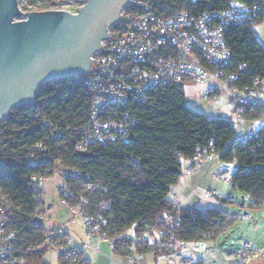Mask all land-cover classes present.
Returning a JSON list of instances; mask_svg holds the SVG:
<instances>
[{
    "label": "trees",
    "instance_id": "trees-1",
    "mask_svg": "<svg viewBox=\"0 0 264 264\" xmlns=\"http://www.w3.org/2000/svg\"><path fill=\"white\" fill-rule=\"evenodd\" d=\"M175 1L179 4L183 0ZM256 3L264 0H196L191 10L212 12ZM263 20V14L247 16L225 30L229 60L213 69L236 75L229 81L240 89L264 77V46L255 32V26ZM82 78L70 74L41 85L36 104L45 107L40 116L25 104L9 111L0 122V190L13 203L18 217L14 226L21 237L18 255L28 259L29 264H47L44 226L36 220L41 207L33 199L30 177L42 172L50 178L59 171L56 168L54 172L56 158H61L62 165L68 168L63 178L72 194L69 205L80 206L84 214L99 224L98 235L110 240L118 255L148 251L170 254L158 240L159 231H165L161 240L166 233L173 232L190 247L196 246L199 239L217 241L237 221L230 219L233 214L223 206L181 208L169 196L186 176L184 164L188 163L193 171L199 165L194 160L196 153L206 147L214 154L207 162L219 158L224 163H234V172L224 177H229L232 189L249 197V207H264V128L248 138H238L230 119L211 118L187 105V82L181 81L158 87L148 95L147 102L130 106L136 123L126 141L94 144L87 151L90 156L81 155L84 151L76 150L74 144L81 133L74 130L86 123L91 102V91ZM241 118L264 119V105L246 106ZM50 132L62 133L63 140L48 142V151L34 154L32 164V148ZM232 198L223 202L234 203ZM147 231L154 240H139ZM59 261L90 264L82 255L76 261L59 256Z\"/></svg>",
    "mask_w": 264,
    "mask_h": 264
},
{
    "label": "built area",
    "instance_id": "built-area-1",
    "mask_svg": "<svg viewBox=\"0 0 264 264\" xmlns=\"http://www.w3.org/2000/svg\"><path fill=\"white\" fill-rule=\"evenodd\" d=\"M85 1L25 0L24 4L28 7V12L55 9L76 13ZM195 1L183 0L178 4L175 0H131L123 8L120 20L108 29L107 39L103 40L100 50L92 55L90 71L82 75L84 85L91 91V102L86 123L80 130H74L81 133L79 139H73L76 150L87 152L94 144L126 141L136 123L132 119L130 106L147 102L152 91L172 83H204L201 92L203 98L216 104L221 101L222 93L216 83L210 80L215 78L223 81L230 95L232 115L236 118L243 116L246 106L264 105V77H259L253 85L240 89L229 81L237 78L236 75H225L223 71L213 69L215 65L229 60L224 36L227 27L247 16L264 15V3L196 13L191 10ZM26 105L37 116H40L45 107L38 106L36 100L34 104ZM59 138L63 140L62 133L56 135L50 132L44 140L38 141L31 150L30 162L34 164V154L45 153L49 149L48 142ZM213 158L212 150L206 147L196 153L194 160L200 165ZM62 162L61 158L54 161V172L59 168L61 178L68 171ZM191 171L190 165L185 163L183 173L190 175ZM48 179L42 172L33 173L30 177L33 199L41 208L45 204L43 186ZM223 181L229 183L230 179L224 177ZM90 188L88 185L87 189ZM58 190L60 204L83 218L87 239L103 238L97 233L100 229L98 223L84 214L80 206L69 205L68 198L72 194L64 178ZM208 194L210 191L206 193ZM248 217L246 214H233L230 219L243 221ZM17 219L10 197L0 190V264H29L27 259L18 255L17 246L21 237L14 226ZM164 232H158V240L161 246L169 250L170 255H178L177 264H247L249 258L264 254V246H259L256 240L244 238L233 257L225 262L199 258L195 253V258L183 257L179 249L190 251L191 247L180 241L173 232L166 233V238L161 240ZM43 236L46 247L57 250L60 257L72 261L80 258L81 248L73 244L64 227L44 228ZM145 238L154 240L150 231L139 240ZM203 243L204 240L199 239L196 247Z\"/></svg>",
    "mask_w": 264,
    "mask_h": 264
},
{
    "label": "water",
    "instance_id": "water-1",
    "mask_svg": "<svg viewBox=\"0 0 264 264\" xmlns=\"http://www.w3.org/2000/svg\"><path fill=\"white\" fill-rule=\"evenodd\" d=\"M130 1L86 0L76 13H24L19 0H0V122L14 107L34 104L45 82L87 74Z\"/></svg>",
    "mask_w": 264,
    "mask_h": 264
},
{
    "label": "rangeland",
    "instance_id": "rangeland-1",
    "mask_svg": "<svg viewBox=\"0 0 264 264\" xmlns=\"http://www.w3.org/2000/svg\"><path fill=\"white\" fill-rule=\"evenodd\" d=\"M25 0L19 1V6L21 7V10L24 13H27L28 7L24 4ZM236 4L238 2L234 1ZM20 19V18H18ZM255 32L260 34L262 36V42L264 44V20L262 22H259L255 26ZM55 80L47 81V83H53ZM212 83H216L217 87L221 91V101H219L216 104L209 103L205 98H203L202 88L204 86V83H197V82H187L184 84V90L187 98V105H189L192 109H195L203 114H206L207 116L211 118H225L230 119L232 125L236 129V136L238 138H246L245 136L248 135V133H245L246 130L243 128L241 124L242 118H236L234 115H232V105L229 103L230 95L229 92H227V89L225 87V84L223 81L219 79H211ZM208 82V81H207ZM46 84V82H45ZM43 84V86L45 85ZM39 89V88H38ZM25 105V104H24ZM20 105L18 107L24 106ZM16 108V107H14ZM13 108V109H14ZM11 109L10 111H13ZM258 124H263L264 121L258 122ZM207 166H209L207 168ZM207 166L202 170L203 172L207 168L208 174H204L207 176H204L202 178V181L197 188L196 192L193 193V195H198L200 197H203L205 200V203L207 204L211 203L210 205H215L216 207H220V204H222V201H219V195L221 191H218L217 184H224L223 178L225 175H231L234 171V163H223L219 158H215L213 161L207 163ZM210 168L212 169L210 171ZM220 170V171H218ZM223 172V173H221ZM212 173L215 174H221V176L218 177V179L211 178ZM63 184V178L60 177L59 171L56 170V172L50 176V178L44 183V201L46 202V205L43 209L40 208L38 210V215L36 216V220L39 221V223L44 224L45 226H52V225H62L64 226L69 234L70 237L75 241H79L80 244L83 245L84 242L87 241L86 239V225L84 223V220L81 216L73 214L69 212V210L60 204V201L58 199V189ZM199 184V183H198ZM221 187V185H220ZM224 192H227L230 196L233 194L235 196V202L231 204H226V209L229 214L236 213L237 215L243 216V214L248 215L249 217L245 220H237L236 222L232 223V225L229 227L228 231L225 233H221V235L217 238V243L213 245L211 250L209 251V255L214 256L211 258L212 260L222 262L225 259V254L228 251H233L235 249L242 238L244 236H247L249 238H264V207L260 210H252L249 207L248 201L249 197L246 194L239 193L238 191L232 189L230 187L229 183H225ZM208 191L211 192V194H208V197L205 198V193ZM244 195V196H243ZM246 195V196H245ZM171 198L173 197L172 194L169 195ZM256 219L259 223L255 226ZM204 242L203 245L196 247L195 245H191L190 251H187L183 248L179 249L180 254H182L183 257H192L195 258L194 253L200 257L201 250H205L208 248V246ZM184 252H183V251ZM151 254V253H149ZM158 261H165L167 264H177L179 258L178 255L174 254H167L165 255H157ZM156 256V257H157ZM216 257V258H215ZM217 257H220L221 260H217ZM44 259L48 264H60L59 262V253L55 249L47 248ZM209 259V258H208ZM210 260V259H209ZM27 261H29L27 259Z\"/></svg>",
    "mask_w": 264,
    "mask_h": 264
},
{
    "label": "crops",
    "instance_id": "crops-1",
    "mask_svg": "<svg viewBox=\"0 0 264 264\" xmlns=\"http://www.w3.org/2000/svg\"><path fill=\"white\" fill-rule=\"evenodd\" d=\"M256 35H258V38H259L261 44L264 46V44L262 42V36L259 33L258 34L256 33ZM239 120H241V124H242L243 128L246 130L245 133H248V135L245 136L246 138L250 137L251 135L258 134L259 131L262 130V128H264L263 124L262 125L258 124V122L261 121V119H256V120L239 119ZM262 121H264V119H262ZM207 163H209V162H207ZM207 163L196 165V167L192 171L191 175H186L185 177H182L181 180L179 181V183L176 184V186H174L173 191L170 193L173 196L171 199L173 200V202H177L179 204V207H181V208H197V207L215 206V205H210L211 203H209V204H207V202L205 203L206 199H203V197H200L198 195L197 196L193 195V193L196 192L197 188L199 187V185L202 181V178L204 176H207L205 174H208L207 168L209 166H207ZM206 166H207V168L205 169V171H204L205 174H204V172L202 170H204V168ZM211 170L212 169L210 168V171ZM218 171H220V170H218ZM221 173H223V172H221ZM219 175H221V174L220 173L219 174L212 173L211 178L217 180V178H215V176H219ZM220 185H221V187H220ZM217 186L219 188L218 191H221V193L218 197L219 201L223 202V199L229 198L231 196L233 197L232 200H235V196L233 194L230 196L229 194H227V192H224L225 191L224 190L225 183L223 185L219 183V184H217ZM43 189H44V186H43ZM205 195H206V193H205ZM207 197H208V195L205 196V198H207ZM231 203H232L231 201L226 202V203L223 202L222 204H220V206H223L226 208V204H231ZM45 205H46V202L41 209H43L45 207ZM234 214H236V213H234ZM254 221H255V226H256L259 222L256 219H254ZM43 226H44V228H52V227H62L63 228L64 227L62 225L45 226L44 224H43ZM65 230L67 231L68 235L70 236L71 234H69L68 230L66 228H65ZM244 237H247V236H244ZM86 239H87V237H86ZM251 239L256 240L257 244L259 246H264V238L262 239V238L256 237L255 239L254 238H251ZM71 240H72L74 245H77L79 248H81L82 257L84 259L88 260L90 264H167L165 261H162V262L158 261L157 260L158 256L156 255V253H154L152 251H148V252H145L143 254L132 253V255H130V256L118 255L113 251L112 242L110 240L103 239L100 237L87 239V241L84 242L83 245L80 244L79 241L75 242L72 238H71ZM216 243L217 242L214 240L207 241L205 244L208 246V248L205 250H201L203 252H201L200 257H204L205 259L209 258L211 260V258H213L214 256H212V255L210 256L209 251L211 250L213 245H215ZM237 247L235 249H233V251H228L225 254V259L223 260V262H225V261H227L233 257V254L236 251ZM149 253H151V254H149ZM218 259L221 260L220 257H217V260ZM247 264H264V254L257 256L256 258H249L247 260Z\"/></svg>",
    "mask_w": 264,
    "mask_h": 264
}]
</instances>
